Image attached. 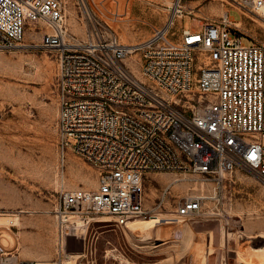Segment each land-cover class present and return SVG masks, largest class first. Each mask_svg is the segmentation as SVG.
Segmentation results:
<instances>
[{
  "label": "built area",
  "instance_id": "1",
  "mask_svg": "<svg viewBox=\"0 0 264 264\" xmlns=\"http://www.w3.org/2000/svg\"><path fill=\"white\" fill-rule=\"evenodd\" d=\"M227 3L230 8L200 23L201 29L182 24L171 31L184 15L176 0L164 25L141 42L126 43L92 20L84 37L71 34L64 0H0V49L17 46L27 24L49 28L42 45L59 54L62 158L71 148L99 171L97 188L62 193L61 223L74 212L87 219L107 215L117 226L147 217L162 204H145L150 171L214 175L245 165L264 182V44L245 42L230 15L235 8L264 19V0ZM175 212L181 218L204 215L202 197H183Z\"/></svg>",
  "mask_w": 264,
  "mask_h": 264
},
{
  "label": "rangeland",
  "instance_id": "2",
  "mask_svg": "<svg viewBox=\"0 0 264 264\" xmlns=\"http://www.w3.org/2000/svg\"><path fill=\"white\" fill-rule=\"evenodd\" d=\"M64 2L71 34L84 37L92 20L98 27L113 28L124 42L138 43L168 21L176 0ZM181 2L184 15L176 17L171 31L182 24L201 29L200 23L219 19L230 8L227 0ZM230 15L241 18L236 22L245 42L264 44V19L235 8ZM48 31L45 24H27L17 46L0 49V264L25 259L43 264H264V182L245 165L214 175L150 171L144 178L145 204H162L147 217L117 226L106 215L90 213L87 219L74 212L61 223L57 208L62 193L97 188L99 171L71 148L62 158L59 54L42 45ZM68 140L76 142L74 136ZM189 195L202 197L205 211L178 223L192 228L189 240L165 219L151 237L130 228L133 221L158 213L178 219L175 209Z\"/></svg>",
  "mask_w": 264,
  "mask_h": 264
},
{
  "label": "bare ground",
  "instance_id": "3",
  "mask_svg": "<svg viewBox=\"0 0 264 264\" xmlns=\"http://www.w3.org/2000/svg\"><path fill=\"white\" fill-rule=\"evenodd\" d=\"M87 11H88V9H87ZM159 214L160 213L153 214L151 216L149 215L150 217L147 218V219L138 220V221L135 220L129 226H130L131 229H133V232L136 231L137 233H139V234H141L143 236L147 235L148 237H151L152 234H155L154 232H155V229H156L155 227L157 226V223H161L162 224V222L164 221L163 219H165V221L163 223H167L168 225H171L172 227L173 226L177 227V231H178V233L181 234L182 237H187L188 240L190 239L191 233L193 232V230H192V228L190 226L185 225L187 222L185 224H182V225L178 226V223H180V222L182 223V219H181L180 216H178L179 217L178 219H170V218H166V217L163 218ZM105 217H108V216L106 215ZM168 239H170L169 241H173V238H168ZM43 263H41V264H43Z\"/></svg>",
  "mask_w": 264,
  "mask_h": 264
}]
</instances>
